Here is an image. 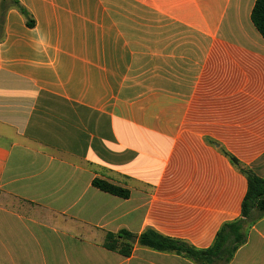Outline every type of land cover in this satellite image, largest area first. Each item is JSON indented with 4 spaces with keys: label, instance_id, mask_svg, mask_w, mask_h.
Wrapping results in <instances>:
<instances>
[{
    "label": "crops",
    "instance_id": "1",
    "mask_svg": "<svg viewBox=\"0 0 264 264\" xmlns=\"http://www.w3.org/2000/svg\"><path fill=\"white\" fill-rule=\"evenodd\" d=\"M18 1L28 18L0 5V264H195L104 241L153 229L206 249L240 217L228 155L264 178L256 0ZM253 217L229 264H264Z\"/></svg>",
    "mask_w": 264,
    "mask_h": 264
},
{
    "label": "trees",
    "instance_id": "2",
    "mask_svg": "<svg viewBox=\"0 0 264 264\" xmlns=\"http://www.w3.org/2000/svg\"><path fill=\"white\" fill-rule=\"evenodd\" d=\"M1 7H15L26 18L29 11L18 0H1ZM251 19L264 38V0H256ZM28 24L31 22L28 20ZM231 163L246 177L248 189L242 202L241 215L238 219L226 222L218 231L213 243L206 249H197L187 242L161 235L148 229L141 235H134L127 230L107 233L104 247L129 257L134 244L147 247L158 252L173 253L192 260L195 264H229L237 250L246 243L247 232L253 224V212L264 216V178L259 177L251 169L242 167L238 160L229 156ZM92 185L110 195L127 199L130 192L105 180L94 179Z\"/></svg>",
    "mask_w": 264,
    "mask_h": 264
}]
</instances>
